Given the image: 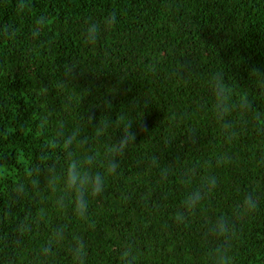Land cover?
Instances as JSON below:
<instances>
[{
  "label": "trees",
  "instance_id": "1",
  "mask_svg": "<svg viewBox=\"0 0 264 264\" xmlns=\"http://www.w3.org/2000/svg\"><path fill=\"white\" fill-rule=\"evenodd\" d=\"M254 69L264 0H0V264H264Z\"/></svg>",
  "mask_w": 264,
  "mask_h": 264
},
{
  "label": "clouds",
  "instance_id": "2",
  "mask_svg": "<svg viewBox=\"0 0 264 264\" xmlns=\"http://www.w3.org/2000/svg\"><path fill=\"white\" fill-rule=\"evenodd\" d=\"M113 23H114V15H109L105 17L103 21V25H101L100 23H96V22L90 23L85 29L86 40L89 43H95V41L99 38L102 28L110 27ZM252 72L258 75L264 74V72H260L259 70H255V69ZM135 138H136V135L131 130V126H129V129H127L124 135L122 136L120 143L123 146H127V144L129 143H133ZM74 181H75V176L70 177V182H74ZM256 207H257V202L252 195H248L244 198L242 202V210L248 213H251L255 211ZM226 231H227L226 229L222 231H218L217 234L223 236L226 233Z\"/></svg>",
  "mask_w": 264,
  "mask_h": 264
}]
</instances>
